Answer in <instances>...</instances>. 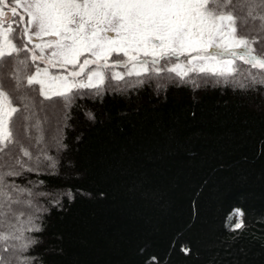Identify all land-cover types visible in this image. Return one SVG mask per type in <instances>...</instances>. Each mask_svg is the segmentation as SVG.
I'll list each match as a JSON object with an SVG mask.
<instances>
[{
	"label": "trees",
	"instance_id": "obj_1",
	"mask_svg": "<svg viewBox=\"0 0 264 264\" xmlns=\"http://www.w3.org/2000/svg\"><path fill=\"white\" fill-rule=\"evenodd\" d=\"M214 7L264 63V0ZM11 38L0 264H264V65L180 75L165 56L147 73L106 70L102 85L46 97L30 80L25 29ZM48 109L65 114L60 152Z\"/></svg>",
	"mask_w": 264,
	"mask_h": 264
},
{
	"label": "rangeland",
	"instance_id": "obj_2",
	"mask_svg": "<svg viewBox=\"0 0 264 264\" xmlns=\"http://www.w3.org/2000/svg\"><path fill=\"white\" fill-rule=\"evenodd\" d=\"M215 1L209 5V0H0V57L16 50L12 32L25 29L36 64L30 80L46 97L102 85L106 70L116 78L124 70L147 73L165 56L177 58L170 69L180 75L230 73L238 60L262 67L264 63L236 35L233 16L218 14ZM147 17L149 29L141 22ZM155 29L165 30L161 43L133 41L135 33L159 35ZM107 31L116 32V38ZM16 110L13 97L0 89L1 140L8 137ZM29 112L27 124L37 129L36 113ZM39 112L50 131L48 144L60 152L65 114Z\"/></svg>",
	"mask_w": 264,
	"mask_h": 264
},
{
	"label": "flooded vegetation",
	"instance_id": "obj_3",
	"mask_svg": "<svg viewBox=\"0 0 264 264\" xmlns=\"http://www.w3.org/2000/svg\"><path fill=\"white\" fill-rule=\"evenodd\" d=\"M150 19L151 18H142V21L141 22H144V23H146V24H149L148 25V29L149 28H152L151 26H150ZM153 22V21H152ZM162 24V23H161ZM114 27H117V25L116 24H114L113 25ZM160 25H159V29H160ZM154 31H157L156 33H158L159 35H155L154 34V32L152 31V33H147V34H142V35H140V33L138 34V33H135L134 35H133V41H136V42H138V40L140 39V40H142V41H144V40H146V41H151V42H154V43H161L162 42V38H161V36H162V34L164 33L165 34V30H158V29H155ZM107 34L109 35V36H111L112 38H116V32H112V31H107ZM136 37V38H135ZM139 38V39H138ZM127 45H129V42H125Z\"/></svg>",
	"mask_w": 264,
	"mask_h": 264
}]
</instances>
